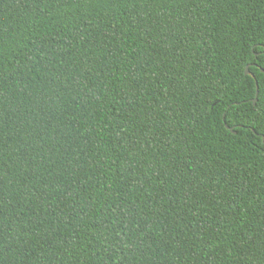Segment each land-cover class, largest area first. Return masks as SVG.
Segmentation results:
<instances>
[{"label":"trees","instance_id":"trees-1","mask_svg":"<svg viewBox=\"0 0 264 264\" xmlns=\"http://www.w3.org/2000/svg\"><path fill=\"white\" fill-rule=\"evenodd\" d=\"M262 69L264 0H0V264H264Z\"/></svg>","mask_w":264,"mask_h":264},{"label":"water","instance_id":"water-1","mask_svg":"<svg viewBox=\"0 0 264 264\" xmlns=\"http://www.w3.org/2000/svg\"><path fill=\"white\" fill-rule=\"evenodd\" d=\"M262 71H264V69H262ZM245 72H246V74L252 75V76L255 78V75L249 70V65L246 66V70H245ZM255 81H256V87H257V89H256V95H255V97H254V99H253V103H254V104H255V103L257 102V100H258V94H259V85H258V81H257L256 78H255ZM227 127H228L231 131L235 132V130L233 129V127H230V126H228V125H227Z\"/></svg>","mask_w":264,"mask_h":264}]
</instances>
